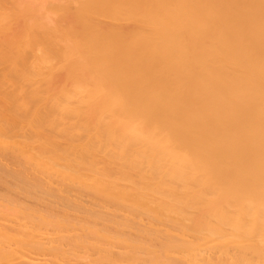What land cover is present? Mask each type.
<instances>
[{
  "label": "bare ground",
  "instance_id": "bare-ground-1",
  "mask_svg": "<svg viewBox=\"0 0 264 264\" xmlns=\"http://www.w3.org/2000/svg\"><path fill=\"white\" fill-rule=\"evenodd\" d=\"M0 264H264V0H0Z\"/></svg>",
  "mask_w": 264,
  "mask_h": 264
}]
</instances>
